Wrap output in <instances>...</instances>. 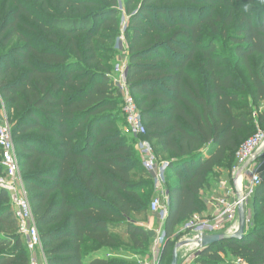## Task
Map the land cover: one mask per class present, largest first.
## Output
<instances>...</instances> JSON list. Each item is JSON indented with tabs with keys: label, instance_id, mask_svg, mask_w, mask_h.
Here are the masks:
<instances>
[{
	"label": "trees",
	"instance_id": "obj_1",
	"mask_svg": "<svg viewBox=\"0 0 264 264\" xmlns=\"http://www.w3.org/2000/svg\"><path fill=\"white\" fill-rule=\"evenodd\" d=\"M122 60L145 138L168 164L160 264L206 212L215 171L231 175L264 130V112L252 120L264 104V0H0V109L47 264L151 257L143 224L157 190L124 133ZM1 159L0 149V178ZM250 200L245 236L200 251L197 264L228 254L264 264V179ZM30 260L0 189V264Z\"/></svg>",
	"mask_w": 264,
	"mask_h": 264
},
{
	"label": "built area",
	"instance_id": "obj_2",
	"mask_svg": "<svg viewBox=\"0 0 264 264\" xmlns=\"http://www.w3.org/2000/svg\"><path fill=\"white\" fill-rule=\"evenodd\" d=\"M127 66L125 62L115 66L116 83L121 88L124 97V113L126 115L127 131L139 140L138 151L142 158L143 168L153 176L157 196L151 203L150 211L157 214L160 223L164 225L168 216L166 204L167 194L165 191L166 172L168 164L159 161L154 152L152 143L146 139V128L135 102L134 97L129 93L126 82ZM0 149L1 164L4 169V176L0 178V189L6 190L12 199L15 218L18 222V232L25 237L28 250L31 254V264H39V257L45 258L42 249L39 230L35 224L31 205L28 200L25 185L21 175V165L18 153L12 138V129L8 122L5 110H0ZM237 164L231 173L233 187L228 189L224 195L210 196L209 203L213 206L215 214L211 218H199L195 216L193 220L185 224L184 232H189L196 240L203 235H215L223 233H234L238 229L239 204L236 189L241 192L242 202L246 207L247 224L249 221V201L256 188L261 185L264 179V131L257 133L254 137L247 140L236 154ZM252 161L241 175L237 174ZM248 174L249 183L245 185L244 176ZM242 179V185L239 181ZM163 227V226H162ZM165 241V234L162 230L156 236L151 248V256L161 260L162 250ZM195 252L190 255L196 261L201 248L197 243ZM244 264L243 261H240Z\"/></svg>",
	"mask_w": 264,
	"mask_h": 264
},
{
	"label": "rangeland",
	"instance_id": "obj_3",
	"mask_svg": "<svg viewBox=\"0 0 264 264\" xmlns=\"http://www.w3.org/2000/svg\"><path fill=\"white\" fill-rule=\"evenodd\" d=\"M127 20V19H125ZM123 40V43L125 42L124 38H122ZM122 61H120V63H122ZM1 110V109H0ZM257 109L254 110L253 112V115H252V120H254L256 122L257 120V116L260 114V112H264V104H262V106L260 107V109H258V112L256 113ZM259 113V114H258ZM124 133L129 136L130 139H133L134 137L127 131V122H126V115L124 114ZM264 130L261 129H258L257 132H262ZM256 132V133H257ZM136 149L138 150V145L135 146ZM160 159V158H159ZM162 160V158H161ZM164 161V160H162ZM216 181L215 182H212L213 184H211V187L209 189L206 190V193L204 195L207 196L208 193H211V196L214 194V191H219L222 189L223 191L224 190H228V189H231L233 187V183L231 182V175H228V172H225L224 170H220V169H217L216 171ZM249 175L248 174H245L244 176V183L245 185H247L249 183ZM218 193L214 194V195H219ZM210 198V197H209ZM250 203H251V200H250ZM249 203V205H250ZM149 216L151 217H158V215L156 214H153V213H149ZM160 220V219H159ZM184 229V227H183ZM185 232L182 231V234H184ZM185 239L183 238L182 241H185V240H192V236L188 233L187 235H185ZM191 246V245H189ZM133 261H135L137 264H160V260L159 258L156 259V258H153L152 256L150 258H134ZM221 264H242L239 260L233 258L230 254L228 255H225L224 258H223V262Z\"/></svg>",
	"mask_w": 264,
	"mask_h": 264
},
{
	"label": "water",
	"instance_id": "obj_4",
	"mask_svg": "<svg viewBox=\"0 0 264 264\" xmlns=\"http://www.w3.org/2000/svg\"><path fill=\"white\" fill-rule=\"evenodd\" d=\"M128 70H126V78H127ZM252 164V161L249 162L246 167H244L238 174L241 175V173L250 165ZM236 193L238 195V200L241 201L239 204V215H238V229L234 233H223V234H215V235H203L199 237L198 239L194 240H185L178 243L173 251V258L171 264H179V250L185 246H189L193 243H197L199 247L201 248V251L214 246L221 242L226 241H232V240H241L246 233V224H247V214H246V207L244 206V203L242 202V195L241 192L236 189Z\"/></svg>",
	"mask_w": 264,
	"mask_h": 264
},
{
	"label": "crops",
	"instance_id": "obj_5",
	"mask_svg": "<svg viewBox=\"0 0 264 264\" xmlns=\"http://www.w3.org/2000/svg\"><path fill=\"white\" fill-rule=\"evenodd\" d=\"M1 111H3V110H1ZM226 191L227 190L223 191L221 189L219 191V193H218V191H214V193L224 195ZM204 193H206V192H204ZM210 196H211V193H208L207 196L204 197L206 200V207H207L206 212L202 215L197 214L195 216H198L199 218H203V219L213 217V215L215 214V211H214L213 206L210 205V203H209V197ZM143 226L147 229V232L150 236L151 248H152L157 234L159 233L160 230H162V228H163L162 226H164V225L160 223V220L157 217H151L150 216L148 221L145 222L143 224ZM182 231H184L183 228L180 230V232H182ZM191 236H192L191 238L194 237L193 235H191ZM195 249H196V247L194 245L185 246V247L181 248L179 250V264H197L196 261H193V259L190 258V255L195 252ZM39 264H47L46 258H44L43 256L39 257Z\"/></svg>",
	"mask_w": 264,
	"mask_h": 264
},
{
	"label": "bare ground",
	"instance_id": "obj_6",
	"mask_svg": "<svg viewBox=\"0 0 264 264\" xmlns=\"http://www.w3.org/2000/svg\"><path fill=\"white\" fill-rule=\"evenodd\" d=\"M241 185H242V179L239 181V186L241 187Z\"/></svg>",
	"mask_w": 264,
	"mask_h": 264
}]
</instances>
